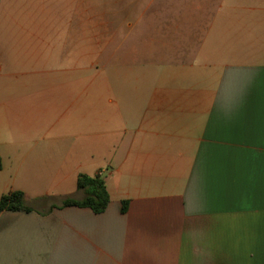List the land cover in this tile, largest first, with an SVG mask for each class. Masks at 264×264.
Instances as JSON below:
<instances>
[{
	"label": "crops",
	"instance_id": "1",
	"mask_svg": "<svg viewBox=\"0 0 264 264\" xmlns=\"http://www.w3.org/2000/svg\"><path fill=\"white\" fill-rule=\"evenodd\" d=\"M260 26L233 59L157 55L183 47L176 26L153 62L130 40L86 82L0 37V196L30 207L0 210V264H264ZM81 173L104 179L102 212L61 206Z\"/></svg>",
	"mask_w": 264,
	"mask_h": 264
},
{
	"label": "rangeland",
	"instance_id": "2",
	"mask_svg": "<svg viewBox=\"0 0 264 264\" xmlns=\"http://www.w3.org/2000/svg\"><path fill=\"white\" fill-rule=\"evenodd\" d=\"M261 7L264 0H0V37L27 39L29 54L49 55L50 71H76L86 82L95 72L109 71V50L120 55L130 40L144 46L147 62H153L156 53L149 49L164 45L174 26L183 47L174 52L161 46L157 55L212 61L251 53L252 33L264 24ZM127 20L137 30L110 42L109 27ZM23 48L18 44L17 52Z\"/></svg>",
	"mask_w": 264,
	"mask_h": 264
},
{
	"label": "trees",
	"instance_id": "3",
	"mask_svg": "<svg viewBox=\"0 0 264 264\" xmlns=\"http://www.w3.org/2000/svg\"><path fill=\"white\" fill-rule=\"evenodd\" d=\"M76 187L83 190V197L76 199L67 196L62 200L61 206L89 207L96 213L102 212L106 208L109 194L104 179L99 174L94 176L78 174ZM126 208L127 201L122 200L121 211L124 212ZM0 210H30V207L25 204V195L22 191L12 190L0 196Z\"/></svg>",
	"mask_w": 264,
	"mask_h": 264
}]
</instances>
